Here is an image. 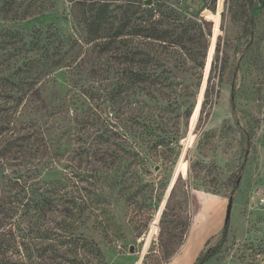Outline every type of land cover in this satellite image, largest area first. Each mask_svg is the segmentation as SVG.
Returning <instances> with one entry per match:
<instances>
[{
  "label": "rangeland",
  "instance_id": "rangeland-1",
  "mask_svg": "<svg viewBox=\"0 0 264 264\" xmlns=\"http://www.w3.org/2000/svg\"><path fill=\"white\" fill-rule=\"evenodd\" d=\"M8 200L0 264H264V0H0Z\"/></svg>",
  "mask_w": 264,
  "mask_h": 264
},
{
  "label": "trees",
  "instance_id": "trees-1",
  "mask_svg": "<svg viewBox=\"0 0 264 264\" xmlns=\"http://www.w3.org/2000/svg\"><path fill=\"white\" fill-rule=\"evenodd\" d=\"M206 24H207V22H206ZM153 34L154 33L150 32V34L146 35L145 37H148L149 39L153 38L155 40L162 41L165 44L170 43L169 41H164L163 39H161L162 33L156 34V35H153ZM202 48L204 50H207L208 47H207V45H203ZM204 59H205V55H203V53H201V51L197 50V52L192 54V57L190 59L192 62V67L195 69H197V68L200 69L203 65ZM231 96H233V91H232ZM27 210H28V206L26 204V206L24 207V211L27 212ZM14 212H15V210H14V202L13 201L8 200V201H3L0 203V254H2L1 252H3L5 245L8 246L7 242H3L4 238L6 236L8 238L16 237V238H19V240H18V242H16V241H14V242L18 243L19 246L20 245L22 246L24 251L21 250V256L26 258L27 256L25 253H27L28 250L30 249L29 248L30 242H24L25 237L23 236V234L19 233L21 230H19L18 228L15 227V222L12 221L13 220L12 214ZM28 228H29L28 229L29 231L27 232V234L30 233V227H28ZM226 232H227V227L225 225L223 227V230H222V237H225ZM218 246H215L213 248H209L206 251H204V253H202V255H200L199 257L196 258L194 264H204L208 259L215 256L217 254ZM27 255H28V253H27Z\"/></svg>",
  "mask_w": 264,
  "mask_h": 264
},
{
  "label": "water",
  "instance_id": "water-1",
  "mask_svg": "<svg viewBox=\"0 0 264 264\" xmlns=\"http://www.w3.org/2000/svg\"><path fill=\"white\" fill-rule=\"evenodd\" d=\"M149 3H150V1L146 2L145 4H149ZM167 196H168V194H167ZM167 196H166V198H167ZM166 198H165V200H166ZM165 200H164V202H163L162 206L164 205V203H165ZM162 206H161V209H162ZM229 210H230V204H228V210H227V214L229 213ZM160 212H161V211H160Z\"/></svg>",
  "mask_w": 264,
  "mask_h": 264
}]
</instances>
